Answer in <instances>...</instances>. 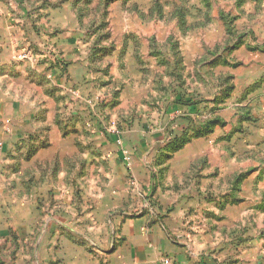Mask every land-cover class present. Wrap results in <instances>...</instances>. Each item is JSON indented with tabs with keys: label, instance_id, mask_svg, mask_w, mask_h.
Here are the masks:
<instances>
[{
	"label": "rangeland",
	"instance_id": "1",
	"mask_svg": "<svg viewBox=\"0 0 264 264\" xmlns=\"http://www.w3.org/2000/svg\"><path fill=\"white\" fill-rule=\"evenodd\" d=\"M105 1H27L36 21L18 52L34 60L19 63L43 66L57 56L65 75L68 62L48 34L58 29L52 22L61 27L75 19L88 78L76 82L77 92L45 82L41 95L17 93L23 102L46 99L55 129L49 138L51 126L35 123L13 135L11 118L4 121L0 264H59L52 231L60 222L82 233L81 197H137L148 219H161L159 199L168 205L172 197H188L193 216L183 232L220 249L212 246L203 256L214 264H264V0H116L104 10ZM238 40L242 46L227 49ZM176 89L199 103L198 114L174 103ZM214 117L222 124L206 134ZM181 134L190 139L188 150L173 159L177 151L165 145ZM199 138L211 149L210 165L203 157L188 162ZM62 197L78 200L66 208ZM200 197L229 206L222 219L210 218L209 206L194 212ZM104 227L67 236L85 250L91 248L85 238L104 249L110 237Z\"/></svg>",
	"mask_w": 264,
	"mask_h": 264
},
{
	"label": "crops",
	"instance_id": "2",
	"mask_svg": "<svg viewBox=\"0 0 264 264\" xmlns=\"http://www.w3.org/2000/svg\"><path fill=\"white\" fill-rule=\"evenodd\" d=\"M27 1L0 0V138L5 137L4 121L10 118L13 135L32 131L26 128L34 126L35 123H43V128L47 130L51 126V130L47 133V137L51 138L55 127L48 110L47 100L43 99L36 103H30L28 100L23 102L17 99V93L23 95L26 89H31L39 91L41 95V89L46 92L45 82L52 84V88L58 87L63 91L65 86H69L73 87L72 91L77 92L80 89H77L76 82L88 78L85 52L82 50L83 42L79 40L80 36L75 19H69V21L62 23L61 27L52 22L53 28L58 29L48 34L49 43L56 45L64 60L68 62L66 63L65 75H62L58 68H48V64H44V62L43 66L31 65L29 67L15 60L19 53L18 49H24L27 46L26 44L30 42L31 23L36 21H32V14L25 9V7H28L26 5ZM42 11L39 10L40 19L43 17ZM46 54H44V57H47ZM77 68L80 69V72L72 78V73ZM38 76L39 79H37ZM55 91H52V95ZM55 95L57 94L55 93ZM25 104L29 107H25ZM51 108L53 109V107ZM181 108L185 109L188 115L192 114L191 107ZM216 129H218L217 126L213 131ZM195 141L197 142L193 147L191 160L188 159V162L203 157L204 160L208 159L204 165H210L211 158L206 154L211 153V149L205 146L202 148L201 138ZM188 146L189 144H186L181 150L177 151L173 159L188 150L186 149ZM187 164L185 167H187ZM201 172L205 171L202 170ZM54 198V200H60L59 197ZM74 199L75 201L78 200L77 197H62L63 202L61 205L64 204L67 208V204ZM81 199H84V204L87 206V209L80 216L85 220L80 225L83 227L82 233L77 232V230L74 231L73 227L71 228L73 225H63L60 222H57L58 226L52 231L54 233L51 237L55 238L53 250L57 254L59 264H100L97 253L102 255L103 264H161L160 262L164 258L170 259L173 264H189V258L194 264H214L209 257L201 254V251L211 248L212 243L209 241H206V243L201 242L199 234L190 236L183 232L189 228L187 223L193 216L190 203L192 200L188 197L182 200L180 197H172L173 201L172 199L169 200L168 205L163 204V199H159L161 204L157 205L156 210L157 214L161 211V219L155 216L148 219L147 215H143L141 209L145 205L141 202L138 204L140 200L137 197H81ZM199 200L201 201L200 207L198 206L197 211L194 212L201 215L202 210L205 211L202 208L209 206L208 216L210 218L218 216L219 220L222 219L225 209L229 207L226 206L227 208L224 209L222 205L218 207L214 202L205 200V197H200ZM167 206L169 209L167 208L166 211ZM67 210H71V212L73 210L76 213L73 206H70ZM218 212L222 214L217 215ZM56 214L58 215V213ZM60 214L64 215L63 213ZM94 219H96V222H94ZM87 221L88 223H85ZM103 226H105V234L108 231L110 232L109 246L106 248V241L104 249H100L94 242H90L85 238L83 239L84 243L91 245L90 250H85V247L78 245V243L70 242L67 236L68 233L84 234L85 231L91 235L94 234L95 229ZM171 236L177 238V241ZM217 247L218 245L215 244L212 247L213 250L216 249V253L220 250Z\"/></svg>",
	"mask_w": 264,
	"mask_h": 264
},
{
	"label": "trees",
	"instance_id": "3",
	"mask_svg": "<svg viewBox=\"0 0 264 264\" xmlns=\"http://www.w3.org/2000/svg\"><path fill=\"white\" fill-rule=\"evenodd\" d=\"M114 1H116V0H106L105 2H104V10H105V8H106V10L108 9V7L114 2ZM240 46H242V42L240 41V40H238L236 43H235V45L234 46H230V47H228L227 49H229V50H233V49H237V48H239ZM222 60H223V58H221ZM59 60L58 59H56V61L53 63V62H50L47 66H48V68H55V69H57V66L58 65H61L60 64V62H58ZM223 62H224V64L225 65H229L228 64V61H224L223 60ZM62 63V62H61ZM233 67H236V66H238V65H236V64H233L232 65ZM62 67H63V65H62ZM64 72H66V71H64ZM233 86H231L230 85V87L226 90V97H228V92H231L232 90H233ZM173 96H174V103L176 104V105H179V106H181V107H185V108H189V107H191V109L192 108H194V113H196V114H198L199 113V109H198V106H199V103L198 102H194L192 99L193 98H191L184 90H182V89H176L175 91H173ZM193 96V95H192ZM215 118V117H214ZM220 119H218V118H215V119H213V120H211V121H209V123H208V128H206L205 130H206V134L207 133H210V132H212V128L214 127V126H217V125H221L222 123H220ZM208 122V121H207ZM196 136H199L198 135V133H194V137H196ZM29 138H31L30 136H27V139H29ZM190 141V139L185 135V134H181L180 136H173L172 138H170V140L168 141V143L165 145V149H169L170 151H171V153L172 152H176V151H178L179 149H181L186 143H188Z\"/></svg>",
	"mask_w": 264,
	"mask_h": 264
},
{
	"label": "built area",
	"instance_id": "4",
	"mask_svg": "<svg viewBox=\"0 0 264 264\" xmlns=\"http://www.w3.org/2000/svg\"><path fill=\"white\" fill-rule=\"evenodd\" d=\"M58 59L57 56H54V59ZM34 60V57L28 52V51H21L20 53H18V55L16 56L15 60L18 61V62H23V61H27V60ZM162 264H173L171 262L170 259L168 258H164L162 260Z\"/></svg>",
	"mask_w": 264,
	"mask_h": 264
}]
</instances>
